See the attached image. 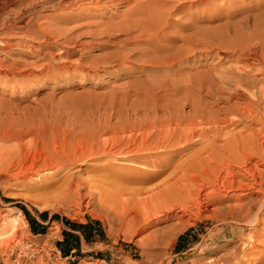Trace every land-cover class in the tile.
Returning <instances> with one entry per match:
<instances>
[{"label": "rangeland", "instance_id": "1", "mask_svg": "<svg viewBox=\"0 0 264 264\" xmlns=\"http://www.w3.org/2000/svg\"><path fill=\"white\" fill-rule=\"evenodd\" d=\"M59 1L70 0H11L6 9L7 0H0V38L7 32L1 26L3 23L12 26L20 23L25 30H34L39 20L46 22L50 31L59 30L87 41L108 24L121 23L132 16L141 20L142 14L139 17L130 12L134 6L142 11L147 8L151 13L154 11L153 14L147 12L150 17L154 15V19L143 11L148 20L145 21V14L142 20L165 26L164 37L159 43L154 42L161 46L154 52L148 47L152 44L145 41L117 43L108 37L98 38L113 41L106 48L93 45L78 51L71 47L67 54L70 62L80 57L85 62L97 58L99 67L94 72L84 67L82 72H53L50 76L38 72L37 76L24 74L28 75L33 67L37 71L42 64L58 62V53L64 47H52L54 55L39 61L34 50L27 48L23 41L0 51V61L5 66L0 69V264H204L210 257L220 258L222 264H257L264 251V225L254 226L234 217L214 215L211 212L215 205L205 200L201 206L208 211L200 212L197 217L186 216L183 224L171 218L148 224L140 234L125 229L118 223L113 207L119 208V204L111 198L112 187L108 184L107 188L108 181L99 175V165L107 162L111 167H119L129 163L114 152L110 157L98 150L83 159L79 154L90 147H109L120 128L126 126L123 135H128L127 126L142 118L152 119L160 104L161 108L172 112L170 114L196 111L203 112L204 117L213 106L219 108L217 103L213 105L211 92L214 94L217 85L225 84V74L221 72L235 67L231 49L251 33L253 19L246 23L242 19L257 15L264 8L261 7L264 0H99L97 3L82 0L77 12L67 7L53 10L51 6ZM19 8L22 10L16 15L11 14V10ZM254 18L262 22V17ZM121 38L123 34L117 40ZM31 43L33 47L38 45ZM115 50L120 51L118 54L134 50L133 58L122 61L118 54L108 57ZM173 57L177 59L175 65L166 67V59ZM108 58L112 60L109 64L105 63ZM147 58L164 61V65ZM11 68L23 75L13 73ZM217 68L219 73L216 74ZM185 81L190 83L186 85L188 89L181 85L187 84ZM207 88H211V92ZM234 101L243 102L242 99L231 102ZM74 153L78 155L76 161L68 166L53 159L65 154L74 156ZM261 169L264 170V166ZM165 173L155 179L165 178ZM100 185L111 192L107 195L101 192L104 189ZM17 204L24 206L29 218ZM41 211H45L44 216L39 214ZM171 225L177 230L170 241L158 237L152 240L154 243L146 239L147 231L160 232ZM253 234L254 241L248 239ZM249 241H253V245ZM244 248L248 250L247 256H242ZM231 249H236V254L224 256Z\"/></svg>", "mask_w": 264, "mask_h": 264}, {"label": "bare ground", "instance_id": "2", "mask_svg": "<svg viewBox=\"0 0 264 264\" xmlns=\"http://www.w3.org/2000/svg\"><path fill=\"white\" fill-rule=\"evenodd\" d=\"M83 1L70 0L64 3L59 1L51 7L53 10H56L57 7H67L71 10L76 9L77 12V9L81 8L80 5L83 4ZM98 1L99 0H90L89 3H97ZM46 2L48 1H44L43 3ZM9 3L11 4V0H7L4 4L5 9L10 5ZM146 5L145 7H147ZM43 6L44 4L42 7ZM261 7H264V5ZM21 10L22 8L11 10V14L16 15L17 11L19 12ZM147 10L143 11H145L146 14L147 12L149 14H153L154 12L152 11L151 13ZM141 11L139 7L134 6L130 12L140 17L141 14L142 16L145 14ZM146 14L144 15L145 21L146 19L148 20V14ZM255 15L256 14L248 15L245 19H242L244 23L253 19L251 22L252 29L250 31L251 33L247 34L243 39H240V43L231 49V56L234 59L233 63L235 67H229L221 72V74H225L224 79L226 81H223L229 86L225 87V84L222 85L224 82L221 84L222 86L217 85L214 94L213 91L211 92L209 90L211 88H207L214 97V101H212L213 105L217 103L220 105L219 108H214L212 105L213 109H211L212 106L210 105L211 110H208L209 115L204 117L202 116L203 109L201 111L199 110L202 112L201 114L196 111L187 112L188 114H185V112L170 114L172 112L166 110V108L164 110L161 108L160 104L159 106L157 105L156 113L154 112L155 114H153L154 117L152 119L146 120L142 118L136 122L133 121L134 123H132V125L127 126L129 136L127 134L123 135L126 133L125 126V128H120V131L116 132L119 135H117L118 138L115 136L116 133L113 132L116 138L109 144V147L105 145L91 148L89 146V150L80 151L79 157L82 159L86 158L88 155L90 156V154L93 155V153H98V150H102L107 156H110L111 153L114 152V154L118 155L123 161L129 163V165L111 167V164L106 162L103 165H99V169L101 170L99 175L103 177L104 180L108 181L107 185L109 184L110 187H112V193H110L112 194L111 198H114V201L119 204V208L113 207L117 212L116 217L118 216V223L130 232L139 233V231L144 230L145 226L148 224L152 225L154 222L161 219L167 220L175 218L178 224H183V219L186 216L194 215L197 217L196 215L200 212L208 211L207 207L204 206V208H202L201 206L203 205V200L215 205L214 211L211 210V213L214 215L220 214L223 217H234L239 222H246L254 226H257L259 223L264 225V170L261 169V167L264 166V8H261V10L257 12V15ZM142 16L141 18L144 19ZM153 16L149 17L153 18ZM40 17H46V15L40 14ZM254 17H262V22ZM129 18H131V16H129ZM139 19L136 17L133 18L132 16L131 19L123 20L121 23L108 24L107 27L92 34L91 39L87 41L78 39L77 36H70L66 32L60 33L58 32L59 30L54 29L50 31L44 21L39 22V20H36V28L34 30H29L28 28L25 30L24 26H21L20 23L18 24L17 22V26L15 24V26H12L3 23L1 26H4L7 32L2 39L0 38V45H2L0 46V51L14 45V43L19 45L20 41H23L27 48L29 47V49H32V52L34 50L36 53L34 54L37 55L36 61H39V59H47V57L54 55L52 47H64L63 49L60 48V52L58 53V58L60 60L58 62L56 61L54 64L47 63L48 65L40 64L41 66L39 70L37 67V71L34 70L36 67L32 66L33 69L31 70V68H29L31 71L28 72V75L24 74L26 77L37 76L36 72L47 76H50L53 72L58 74L68 71L82 72L84 67L91 68L92 72H94V70L99 67L98 59L96 58L89 62H85V59L80 57L74 62H70L67 58V54L71 52V47L78 49V51L87 49L88 47L91 48L93 45L98 47L105 46L106 48L113 41L110 39H100H102L101 37H108L115 39L114 42L117 41V43L136 44L145 41L152 44L148 46L149 48L151 47L150 50L152 49V51H158V49L161 48L159 44L155 43H159L160 39L164 37L165 26L160 27L161 23L160 25H155L154 23L148 24L142 19ZM240 33H242V31ZM120 34H123L124 38L117 40ZM16 39L18 41L15 42ZM31 42H36L38 45L33 47L34 45ZM119 52L120 51L115 50L111 52L110 55L108 54V57L112 54H118ZM132 52L128 50V52L118 54V57L122 61H129L131 57L133 58L134 54L131 55ZM173 58L166 59V67L175 65L174 62L177 59ZM147 59L157 65L164 63V61ZM111 61L112 60L108 58L105 63L109 64ZM1 63L3 62L0 61V69L5 67ZM35 65L37 64L34 63V66ZM10 67L11 66L8 68ZM156 67L158 68V66ZM16 68L20 70L18 67ZM12 69L13 68H11V71ZM13 73L23 75L20 71ZM215 73H219V69L218 72L215 71ZM12 77H14V75ZM220 77L222 79V75H220ZM181 80L183 81V78ZM165 82L168 84V80H165ZM162 83L163 82H161V84ZM183 83H181V85L184 87L190 85L187 81H185L187 84L184 85ZM209 85L206 87H209ZM157 91H159V88ZM170 91L172 92V89ZM234 99H242L243 102H231ZM181 110H183V108L180 109V111ZM160 111L161 115L159 114ZM157 113L159 115H157ZM229 116H231V118ZM124 131L125 133H123ZM186 152L189 153L186 154ZM76 156L78 155L74 153V156L73 154H65L63 156L52 157L55 161L58 160V162H61L60 164L68 166L70 162L76 161ZM235 167L239 168V170H237L238 172L235 171ZM165 171L167 176L157 181L158 179L155 178L160 177V174ZM195 175H198L199 178L197 179ZM109 185L107 186L108 189ZM100 188L104 190H98L104 193L106 192V195L108 192H111L107 191L108 189L105 191V188H103V186L101 187V185ZM187 196L190 199L187 200ZM101 198H103V196ZM185 199L187 201H183ZM121 206L122 209H120ZM174 225L178 227L177 224ZM176 226H172L168 229L162 228L163 230L160 232L155 231L156 229H151L149 232L147 231L145 237L150 241L158 237L160 239L162 238L163 241L165 239L168 240L173 237V233H175L174 230H177ZM249 238L254 241V234L253 236L250 235L248 239ZM252 242H250V244H252ZM247 251L248 250L245 248L242 249V256H247ZM231 254L235 255L236 249H231L229 253L224 256H230ZM220 260V258L214 260V258L212 259L210 257L204 264H220ZM257 264H264V251L261 252L260 257L257 259Z\"/></svg>", "mask_w": 264, "mask_h": 264}, {"label": "trees", "instance_id": "3", "mask_svg": "<svg viewBox=\"0 0 264 264\" xmlns=\"http://www.w3.org/2000/svg\"><path fill=\"white\" fill-rule=\"evenodd\" d=\"M17 206L23 211V213L26 216V218H29V214H28L27 210H25L24 206L22 204H17ZM39 214L41 216H44L45 211H41V212H39ZM78 225L80 226L81 224H78Z\"/></svg>", "mask_w": 264, "mask_h": 264}]
</instances>
